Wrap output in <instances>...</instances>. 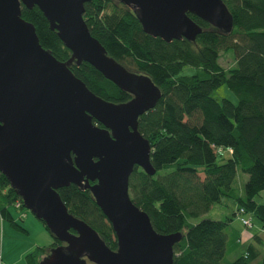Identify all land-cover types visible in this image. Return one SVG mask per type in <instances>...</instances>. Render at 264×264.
Here are the masks:
<instances>
[{
    "label": "trees",
    "instance_id": "trees-1",
    "mask_svg": "<svg viewBox=\"0 0 264 264\" xmlns=\"http://www.w3.org/2000/svg\"><path fill=\"white\" fill-rule=\"evenodd\" d=\"M223 2L232 16L231 31L189 13L203 29L194 41H166L147 33L137 14L119 0L85 4L84 18L109 55L129 70L150 76L162 91L156 106L139 117V131L152 145L156 173L151 176L135 167L129 187L132 200L148 213L158 232L182 234L174 246V264H264V253L256 244L262 242L261 234L242 240L236 230L231 233L232 217H204L213 205L232 198L239 205L235 213L247 229L254 227L253 222L251 227L243 222L253 220L248 214L264 229V203L255 199L264 190V0ZM22 16L35 25L44 48L61 61L71 58V50L38 6L22 5ZM230 49L235 62L225 68L220 59ZM186 65L199 72L179 75ZM70 69L107 101L124 103L132 98L86 61L73 62ZM225 83L238 103L213 96ZM239 169L248 175L242 193L235 187ZM59 193L70 213L95 229L111 249H118L113 226L90 190L70 184ZM11 207L25 208L0 170V215L26 232ZM43 224L54 240L28 252L27 264H40L52 248L65 244ZM230 250L234 254L229 258Z\"/></svg>",
    "mask_w": 264,
    "mask_h": 264
},
{
    "label": "water",
    "instance_id": "water-1",
    "mask_svg": "<svg viewBox=\"0 0 264 264\" xmlns=\"http://www.w3.org/2000/svg\"><path fill=\"white\" fill-rule=\"evenodd\" d=\"M90 0H0V170L29 209L64 242L40 264H174L181 233L158 232L130 194L135 167L153 176L152 145L139 117L154 108L161 89L146 74L109 55L85 18ZM144 30L166 41H194L202 32L189 13L231 31L223 0H119ZM22 5L38 6L71 50L67 61L44 48ZM86 61L122 90L124 103L92 92L70 69ZM90 190L118 240L111 249L100 234L70 213L59 189Z\"/></svg>",
    "mask_w": 264,
    "mask_h": 264
},
{
    "label": "rangeland",
    "instance_id": "rangeland-1",
    "mask_svg": "<svg viewBox=\"0 0 264 264\" xmlns=\"http://www.w3.org/2000/svg\"><path fill=\"white\" fill-rule=\"evenodd\" d=\"M234 59H235V52L233 49H230L228 52H225L221 59L220 63L225 68H230L234 65ZM199 72L198 69H196L193 66L186 65L182 69L179 75H191L194 73ZM213 96L219 100L222 101L223 99H229L233 101L234 103H238L237 95L228 87V85L222 84L219 88H217ZM228 154L225 153V156ZM173 169V166L165 169L162 171L167 172L169 170ZM248 179V175L239 169L235 187L237 191L240 193L244 190L245 182ZM256 201L259 203H264V190H262L256 197ZM239 208V205L235 199L232 198H226L222 203H216L213 205V207L210 209L208 213L204 215V217L212 218V219H224L227 217H232L233 220L231 222L232 226L230 230L234 229L236 230V233L241 234L244 236L246 233L250 235L249 239H254L253 235L261 234L262 242L256 241L257 246L261 247L262 252L264 253V233L262 229V223L253 215L248 214V216L252 217L254 227L252 229H247L241 222L240 216L236 214ZM12 214L14 218L19 221L21 225H23L27 231H23L21 229L16 228L9 222L8 220H4V225L0 226V253L2 256V264H11L15 261H17L19 258L21 260L17 264H27L25 261V249L30 246V243H36L42 244V243H49L48 238L51 240V243L53 242V238L50 235V233L45 229L44 224L42 221H40L29 209L24 208L22 210L16 209L15 207H11ZM23 217V218H21ZM44 228L46 230L45 235L40 234V228ZM231 230V233H232ZM47 234V235H46ZM44 236H47L46 239ZM248 239V240H249ZM49 245V244H47ZM37 246V245H36ZM35 246V247H36ZM34 247V248H35ZM33 248V249H34ZM32 249V250H33ZM31 250V251H32ZM233 250V249H232ZM230 250V253L228 257L230 258L234 252ZM228 259V258H227ZM254 264H261L260 262H255Z\"/></svg>",
    "mask_w": 264,
    "mask_h": 264
},
{
    "label": "crops",
    "instance_id": "crops-1",
    "mask_svg": "<svg viewBox=\"0 0 264 264\" xmlns=\"http://www.w3.org/2000/svg\"><path fill=\"white\" fill-rule=\"evenodd\" d=\"M4 220H3V218H2V216L0 215V226H3L4 224ZM40 234H43V235H45V233H46V230H44V228L42 227V228H40ZM263 231V233H264V229L262 230ZM47 235V234H46ZM46 237L47 236H44V238L46 239ZM249 237H250V235L249 234H245L244 236H242V240H245V239H249ZM50 238V237H49ZM48 238V242L49 243H42V244H39V245H46V246H48L47 244H51V240ZM31 245L30 246H28L26 249H25V255L24 256H26V254L28 253V252H30L36 245H38L37 243H36V241L34 242V243H30ZM21 260V258H19L17 261H15V262H13V263H11V264H17L19 261Z\"/></svg>",
    "mask_w": 264,
    "mask_h": 264
},
{
    "label": "built area",
    "instance_id": "built-area-1",
    "mask_svg": "<svg viewBox=\"0 0 264 264\" xmlns=\"http://www.w3.org/2000/svg\"><path fill=\"white\" fill-rule=\"evenodd\" d=\"M16 206L20 207L21 206V202H17ZM243 222L249 227L252 226V220L250 218L249 219H244Z\"/></svg>",
    "mask_w": 264,
    "mask_h": 264
}]
</instances>
